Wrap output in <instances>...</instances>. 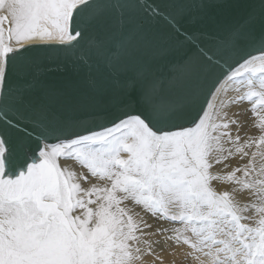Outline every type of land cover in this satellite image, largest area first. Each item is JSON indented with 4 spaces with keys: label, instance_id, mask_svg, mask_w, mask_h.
Listing matches in <instances>:
<instances>
[{
    "label": "snow or ice",
    "instance_id": "6c2138e0",
    "mask_svg": "<svg viewBox=\"0 0 264 264\" xmlns=\"http://www.w3.org/2000/svg\"><path fill=\"white\" fill-rule=\"evenodd\" d=\"M108 8L100 0H0V264H137L158 243L146 237L163 233L187 246L195 264H264V41L257 55L241 47L239 31L213 49L186 37L210 77L189 126L162 128L136 114L63 138L56 124L12 118L20 101L7 77L25 46L75 47ZM243 102L251 103L257 136L241 137L238 114L227 111ZM237 157L244 163L233 167ZM90 178L104 183L83 187ZM214 182L233 187L218 191ZM245 191L251 203L236 199ZM137 207L180 227L149 232ZM249 211L255 226L245 222Z\"/></svg>",
    "mask_w": 264,
    "mask_h": 264
},
{
    "label": "water",
    "instance_id": "95a60500",
    "mask_svg": "<svg viewBox=\"0 0 264 264\" xmlns=\"http://www.w3.org/2000/svg\"><path fill=\"white\" fill-rule=\"evenodd\" d=\"M100 2L109 8L73 42L75 47L27 45L10 66L7 83L13 101H20L14 120L19 115L56 124L63 138L100 131L136 114L162 128L189 126L203 110L210 77L206 61L186 37L213 49L239 31L241 47L257 55L256 42L264 41V0ZM117 3L124 7H110Z\"/></svg>",
    "mask_w": 264,
    "mask_h": 264
},
{
    "label": "bare ground",
    "instance_id": "6f19581e",
    "mask_svg": "<svg viewBox=\"0 0 264 264\" xmlns=\"http://www.w3.org/2000/svg\"><path fill=\"white\" fill-rule=\"evenodd\" d=\"M40 43H57V42H40ZM229 95H236V93L230 92ZM250 109H251V103L250 102H243V103H240L238 105H234V106L230 107L229 109H227L229 115H232L233 113L238 114L235 118L238 119L243 125V127H241L239 130V134L241 135V137H245L246 134L248 136L259 135L257 129L255 127L251 126V125H253L254 116H253V113ZM260 111L264 112V109H260ZM232 131H233V134L235 135L236 134V128L233 127ZM124 155L126 157L127 154H124ZM243 163H244V161L240 160L238 157L231 161V165L233 167L239 166ZM62 166H63V164H62ZM70 166L78 174H80V173L85 174V175L87 174L86 169H81L79 167V165L74 163V162H70ZM219 167L220 166H218V168ZM226 171H229V172L232 171V167H229ZM96 183L103 184L104 182H102V181L98 182L95 179L90 178V183L82 182V186L83 187H90L91 184H96ZM214 187L218 191H223V190H231V188L233 186L232 185H224V184H220L218 182H214ZM93 199H95V197H93ZM236 199L238 201H240L242 204H244V203H251L253 198L250 196V194L248 192L245 191L243 193H237ZM89 206L92 208L96 207L95 204L89 205ZM129 206H131L130 202H129ZM135 210L137 212H140L141 215L144 216L148 220V222L153 225L152 229L148 230L149 232H154L155 229L164 228L165 226L168 229L174 228V227H180V225L170 226L171 224L166 222V221L155 219L152 216H150L149 214L144 213L139 207H137ZM77 214H82V212H78ZM245 215L249 217V220H247L245 222L249 223L250 226H255L254 221L256 219H258V215L256 213H254L253 211H249ZM166 227H165V229H166ZM159 235L160 234H156V235H151L149 237H146V239H149L151 241L158 242V243L153 244L152 254L148 255L145 253L142 257V260L138 261L137 264H195V262L193 260H191L186 255L191 251L187 246H185V245H179L178 246L175 243L174 244L172 243L171 245L169 244L170 246H167V244H164L161 246L159 244L160 240L158 241ZM170 235L171 234H169V236ZM162 236L163 235L160 236L161 241L165 239V238L163 239ZM166 236H168V235H166ZM204 264H207L206 260L204 261Z\"/></svg>",
    "mask_w": 264,
    "mask_h": 264
},
{
    "label": "rangeland",
    "instance_id": "374dc122",
    "mask_svg": "<svg viewBox=\"0 0 264 264\" xmlns=\"http://www.w3.org/2000/svg\"><path fill=\"white\" fill-rule=\"evenodd\" d=\"M170 224H171V223H170ZM176 225H179V224H173V225L171 224L170 226H176ZM165 227H166V226H165ZM165 227H164V229H165ZM166 229H168V228L166 227ZM169 234H171V233H164V234H160V235H159L158 241L160 240L159 244H160L161 246L164 245V244H167V246H170L172 243L174 244V242H173L172 240H170V239L167 238V237L169 236ZM161 235H163V236H162L163 239L165 238V239L162 240V241H161V237H160ZM166 235H168V236H166ZM165 236H166V237H165ZM165 241H166L167 243H166ZM161 242H162V243H161ZM168 242H169V243H168ZM169 244H170V245H169Z\"/></svg>",
    "mask_w": 264,
    "mask_h": 264
}]
</instances>
